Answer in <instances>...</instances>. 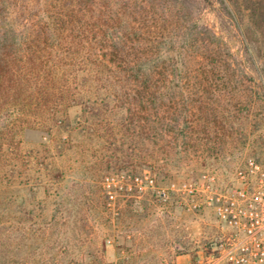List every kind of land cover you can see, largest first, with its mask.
Listing matches in <instances>:
<instances>
[{
	"label": "rangeland",
	"instance_id": "1",
	"mask_svg": "<svg viewBox=\"0 0 264 264\" xmlns=\"http://www.w3.org/2000/svg\"><path fill=\"white\" fill-rule=\"evenodd\" d=\"M4 1L9 19L30 30L57 4ZM219 2L115 0L145 37L166 42L193 21L233 54L231 84L204 79L207 60L188 58V117L170 135L120 127L121 113L86 116L66 98L49 106L64 119L56 138L34 124L5 142L15 112L0 111V264H190L247 238L218 215L231 202L262 212L264 228V0H224L231 16Z\"/></svg>",
	"mask_w": 264,
	"mask_h": 264
},
{
	"label": "trees",
	"instance_id": "2",
	"mask_svg": "<svg viewBox=\"0 0 264 264\" xmlns=\"http://www.w3.org/2000/svg\"><path fill=\"white\" fill-rule=\"evenodd\" d=\"M219 1L231 16L224 0ZM9 16V5L0 0V111L15 112V124L4 125L5 142L34 124L49 126L55 137L64 119L49 106L53 99L59 103L66 98L70 104H84L86 116L121 113L120 127L139 126L149 138L170 135L188 117L190 95L183 93L188 58L207 60L210 67H204L203 78L208 81L237 80L230 74L235 72L230 49L222 52L221 37L193 21L181 35L164 42L158 35L145 37L141 27L131 25L116 9L115 0H57L49 23L32 30L18 27ZM43 34L47 38L40 41ZM47 49L49 57L43 54ZM247 58L252 60L250 54ZM210 69L214 77L207 74ZM181 97L184 109L179 106ZM109 100L115 103L113 108Z\"/></svg>",
	"mask_w": 264,
	"mask_h": 264
},
{
	"label": "built area",
	"instance_id": "3",
	"mask_svg": "<svg viewBox=\"0 0 264 264\" xmlns=\"http://www.w3.org/2000/svg\"><path fill=\"white\" fill-rule=\"evenodd\" d=\"M230 204L217 206L218 215L230 225L247 230V238L228 245L221 243L216 251L200 255L190 264H264V228L257 229L262 212L250 210L247 215L234 202Z\"/></svg>",
	"mask_w": 264,
	"mask_h": 264
}]
</instances>
